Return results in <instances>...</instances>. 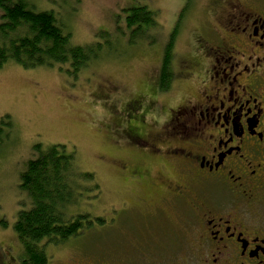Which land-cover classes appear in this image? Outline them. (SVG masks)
<instances>
[{"label":"flooded vegetation","instance_id":"af4514ba","mask_svg":"<svg viewBox=\"0 0 264 264\" xmlns=\"http://www.w3.org/2000/svg\"><path fill=\"white\" fill-rule=\"evenodd\" d=\"M190 1L182 4L173 37ZM202 4L190 51L161 92L180 80L186 96L157 130L143 132L137 97L127 101L125 124L117 126L121 142L142 151L136 160L116 162L144 207L141 242L131 238L120 252L69 264H264V0ZM157 113L151 118L159 123ZM123 209L110 218L114 241L127 224Z\"/></svg>","mask_w":264,"mask_h":264},{"label":"rangeland","instance_id":"374dc122","mask_svg":"<svg viewBox=\"0 0 264 264\" xmlns=\"http://www.w3.org/2000/svg\"><path fill=\"white\" fill-rule=\"evenodd\" d=\"M24 1L34 10L53 11L58 22L72 34V43H101L97 50H106L108 54L89 64L77 78L61 71L57 65L28 68L12 59L1 66L0 122L9 116L12 127L0 142V260L20 264L25 257L24 247L14 230L19 209L28 207L29 203L21 189V174L39 148L44 150L60 143L67 145V151L75 149L79 170L92 172L100 187L98 195L93 197L89 187L94 182L82 181L79 201L70 210L88 212L92 217H103L106 222H94L64 243L47 245L49 264H69L90 255L109 256L122 251L131 238L140 243L143 234L140 225L144 207L138 206V200L128 192L116 164L121 157L136 160L142 151L130 142H121L117 126L125 124L127 101L137 97L142 99L146 115L141 124L143 132L157 130L169 109L186 96V87L180 85V80L173 81L167 94L161 93L158 81L164 49L178 14H184L185 0ZM142 3L155 10L156 23L142 36L136 35L132 44L128 41L132 30L126 25L123 9ZM189 5L179 34L173 38L172 70L177 72V61L187 57L191 32L202 16V0H191ZM155 111L158 112L156 120H161L159 123L151 118ZM121 207L125 208L121 215L124 214L127 224L124 234L117 232L114 241L109 222ZM167 216L179 227L175 211L168 209Z\"/></svg>","mask_w":264,"mask_h":264},{"label":"trees","instance_id":"16d2710c","mask_svg":"<svg viewBox=\"0 0 264 264\" xmlns=\"http://www.w3.org/2000/svg\"><path fill=\"white\" fill-rule=\"evenodd\" d=\"M123 11L126 12V25L132 30V37L128 39L132 44L136 35L142 36L149 26L156 23L155 10L143 3L125 7ZM172 37L164 49L159 70L161 89L166 88V81L173 75ZM100 45L72 43V34L58 22L53 11L34 10L24 0H0V69L13 59L28 68L57 65L61 71L77 78L89 64L108 54L106 50H97ZM11 127L9 116L3 117L0 142ZM66 147L60 143L44 150L39 148L21 174V189L29 203L28 207L19 209L14 224L24 247L25 257L20 264H49L47 245L64 243L94 222H106L103 217L70 210L79 201L82 181L89 179L94 182L88 186L93 197L98 195L100 187L92 172L79 170L75 163V149L67 151ZM0 264L15 263L0 260Z\"/></svg>","mask_w":264,"mask_h":264}]
</instances>
